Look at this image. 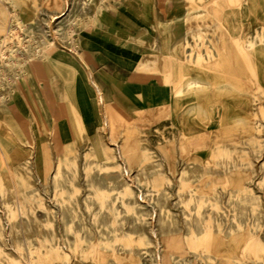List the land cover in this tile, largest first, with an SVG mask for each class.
Listing matches in <instances>:
<instances>
[{
    "label": "bare ground",
    "instance_id": "obj_1",
    "mask_svg": "<svg viewBox=\"0 0 264 264\" xmlns=\"http://www.w3.org/2000/svg\"><path fill=\"white\" fill-rule=\"evenodd\" d=\"M79 2L80 8L77 11L75 10L76 0H63V12L60 16L63 17L62 22H65L66 26L61 32L54 29L58 23L56 15H52L49 21L52 31L50 36L44 32L43 28L34 31L35 38H28V40L13 38V32H10L9 36L13 38V41L12 43L6 41L4 44L9 52L5 49L0 50V68L6 71L5 75L0 69V112H9L12 108L10 104L16 101L21 111L28 117L31 131V134L23 141L13 127L10 129V137L0 134V149L4 157L0 156V200L9 212V221H16L14 224H18L20 231H24L27 250L26 256L23 249L20 250L22 255L20 257H26L23 259L24 263L11 258L12 264H52L54 255L50 254L49 250L45 253L43 251V248L48 249V247L55 251L60 262L65 259L70 264L72 259L79 258L78 248L73 250L60 236H56L54 241L46 237L45 241L48 246L46 247L42 244L40 235L46 231L55 232L58 220L64 219L63 221L66 220V224H69L70 231L76 234L77 240L82 239L76 223L87 221V210L90 211L92 206L87 202V192L83 193L82 190L83 187H87V182H89L88 188L94 191L91 194L92 197L99 200L102 207L107 206L109 198L113 199L116 207L119 201L126 205L127 198L133 196L135 191L134 198L138 202L146 200L150 193H157L158 187L155 183L158 180L157 171L161 172L164 180L177 183L182 188L192 187L194 176H199L201 183L191 193V200L197 203L194 210L200 219L199 225L201 226V229H198L200 226L192 229L191 239L185 238L180 233L183 225L176 220L177 217L175 220L172 219L169 215L171 211L160 206L165 203L149 205L151 217H148L151 221L149 220L148 231L153 236L154 244L152 241L150 245H154L153 256L157 263L184 264L180 260L194 246V239H200L202 250L206 251L210 257V264H233L234 258L242 252L254 249L258 237L246 240L245 235L232 229L230 234L226 233L219 216L227 210L222 206L220 199L216 198L212 185L206 187L203 183L206 179H210L211 183L223 182V187L229 195L239 196L244 184V172L239 170L217 171L218 167L214 164L211 173L203 175L199 169L191 171L187 165L178 167L177 158L182 156L186 159L206 162L211 156H232L238 152L237 145L240 139L252 129L253 125L252 107L254 106L245 96L241 83L244 79L219 80L213 71L192 64L183 47L181 33L174 34L171 32V27L177 22H182V33L186 30L195 31L198 30L199 22L188 16L178 21L175 19V12L170 14L173 22L160 21L156 0H131V7H129L131 11H122L121 14L113 17L108 16L103 10L91 14L87 12V0H79ZM7 4L10 15L15 19L14 7L10 2ZM73 22L75 26L69 28L68 25ZM108 25L114 28L115 35L106 34L110 38V45L106 48L107 52L130 67L135 74L134 77L138 80V82L129 80L133 86L130 91L126 89L120 75L117 84L118 87L131 93L138 101L139 107L134 110L133 114L124 110L118 104L117 99L111 96L108 83L103 80L102 75H97L94 59L92 62L89 59L94 56L91 49L100 46L87 36L85 31H95L100 27L106 29ZM121 28L126 30L124 35L121 34ZM23 30L27 31L26 28ZM59 48L62 49L59 53L63 56L64 62L70 64L69 71L74 74L75 80L65 87H61L59 83L50 85L54 95L53 102L57 103V107L53 110V122L48 126L42 115L41 107H33L35 104L38 105V102L29 105L22 89L24 86L30 89V74L33 72L38 77H44L43 62ZM80 49L85 53L83 54ZM86 54L89 56L86 57ZM5 76L8 82L2 83L1 79ZM149 79H156L158 82L154 85L149 84ZM259 86L264 90V74L259 78ZM153 115L166 117L171 124L170 132L162 133V138L168 141L158 147L160 161L145 160L149 156L152 158L157 156V151L151 147L143 148L139 142V130L154 121ZM82 165L85 186L77 183ZM94 168L102 173V178L104 175L105 179L101 182L95 181L97 178L95 176L94 179L92 178L91 171ZM133 172L138 173L144 185H136L135 191L131 184L134 180ZM33 186L37 189H39L38 186H52L51 200L60 207H57L60 212L41 216L38 214V209L46 208V201L42 199L39 204L25 202L22 192ZM128 209L136 214L134 205L128 206ZM108 210L113 222H119L116 221V215L119 212L116 213L112 208ZM19 215L22 218L21 224ZM223 217L225 220V216ZM196 222L198 223L197 219ZM119 225L117 226H124ZM120 235L115 237V242L124 239L122 232ZM89 236L86 235V237ZM33 237H36L39 246L32 245ZM102 242L103 240L96 237L87 249V257H90L91 261L96 264L102 261V254L99 251ZM126 245L133 248L134 242L128 240ZM0 249L2 250L1 246ZM118 263L137 264L135 257L129 252L125 253ZM0 264L5 263L0 261Z\"/></svg>",
    "mask_w": 264,
    "mask_h": 264
},
{
    "label": "rangeland",
    "instance_id": "obj_2",
    "mask_svg": "<svg viewBox=\"0 0 264 264\" xmlns=\"http://www.w3.org/2000/svg\"><path fill=\"white\" fill-rule=\"evenodd\" d=\"M6 2H10L14 7V10L16 12L15 19H13L10 15L11 12L9 10V7H6L8 5ZM156 2L157 13L160 21L166 23L173 22L174 20L171 19L172 17L170 16V14L172 12H175L176 16H174L178 21L183 17L188 16L192 18V20H196L197 22H199L198 30L195 31L186 30L182 33V22H177L171 27V32H173L174 34L179 35L181 33V41L183 43V47L186 51V55L188 56L189 61L192 64L197 67L213 71L215 73V76H217V79L219 80H225L228 78L244 79V82L242 81L241 83L244 88L245 96L251 100L252 105L254 106L252 107L253 125L252 129L246 132L245 135H243V137L240 139V142L237 145L238 152L232 156H211L206 162H199L194 159H186L185 157L178 156L177 163L178 167L187 165L191 169V171L199 169V171L202 172L203 175H208L209 173H211L214 164L218 167L216 169L217 171L239 170L244 172V184L242 186V192L239 196L229 195V193L223 187V182L211 183L210 179H206L203 184L206 187H210L212 185V189L215 191L216 198L220 199L222 206H224V209L227 210L226 213H223L219 216L221 224L223 225L226 233L230 234L232 229L235 232H241L243 235H245L246 240H251L256 236L258 237L254 249H249L247 252H242L238 257L234 258L233 264H264V90L259 86V78L262 74H264V0H156ZM62 3L63 0H0V29L3 28L2 30H0V50L4 51L5 42L11 41L10 43H12L14 37H18L24 40H28V38L34 39V31H39L37 29L40 28H43L44 32L48 34V36H50L52 31L51 22L49 23V21L52 15H56L55 17H57L56 20L58 23L57 25H55L54 29H56L57 32H61V30L66 26V23L62 22L63 17L60 16L63 12ZM79 3V0H76L77 8L75 7V10L77 11L80 8ZM130 5L131 0H87V12L92 14L103 10L108 16L113 17L115 15L121 14L122 11H131V8H129L131 7ZM7 8L8 10H6ZM88 20L89 16L87 14V21ZM45 22L46 24H44ZM17 24L21 27H19ZM74 26V22L68 25L69 28H72ZM23 28H26L27 31H24ZM104 30L105 35H115V32L113 31L114 28H112L110 25H108V27ZM10 32H13V38L9 36L11 34ZM102 33L103 32L101 31H97L95 32L94 36L98 37L99 40L103 42L105 47H93L91 49V53L94 56L93 58H89L91 61L92 59H94L93 62L95 64V68L97 69V73H101V75L103 76V80L108 83L111 96H114L117 99L118 104L124 110L133 114L134 110L139 107L138 101L131 93L126 92L122 88L118 87L117 84L120 80L119 78L121 77V80H124L126 89L130 91L132 90L133 86L131 85L129 80H134L136 82H138V80L134 77L135 74L130 67L124 65L122 62H120L107 52L106 48L110 45V38L106 36L108 40H104L101 37ZM121 34L124 35L125 33L122 32ZM61 50L62 49L59 48V50H57L43 62L45 72L44 77H38V75L33 72V74H30V89L27 86H24L22 89L23 94L27 96V102L29 105L38 102V105L35 104L33 107H41L42 115L48 126H50L53 122V110L55 109V107H57V103L53 102L54 95L52 89L50 88V85L59 83L61 87H65L66 85H71L75 80L74 74L69 71L71 67L70 64L68 62H64L63 56L59 53V51ZM5 51L7 52L8 49L6 48ZM80 51L83 54L85 53L82 49H80ZM104 62H109L111 65H100ZM112 68H114L112 72L113 74L102 73L105 71H110L112 70ZM0 69H2L3 73L6 75V71L3 68ZM6 78V76L3 77L1 79V82H8V79ZM148 82L149 84L154 85L157 84L158 81L156 79H149ZM10 107L12 108H10L9 112H0V134L4 137H10V129L13 127L16 130L19 138L23 141L31 134L28 117L21 111V108L16 101L11 103ZM170 130L171 124L167 119L157 120L151 122V124L145 126L144 128L141 127V129L139 130L140 145L143 148L151 147L157 151V156H154L153 158L149 156L145 160L150 161L156 159V161H160L161 157L158 147L167 143L168 141V139L162 138V133L168 134ZM147 132L148 135H146ZM0 156L3 157L1 149ZM81 167L82 169L80 170L77 183L79 185L85 186L83 165ZM95 173L98 176L95 175ZM100 173L101 172L97 168H94L91 171L92 178L94 179L95 177H97V180L95 179V181L99 180L98 182H101V180H104L105 177L103 175L102 178V173ZM132 176L135 180H133V183H131L134 191L136 185L144 186L140 181L138 173L133 172ZM156 177L158 178L157 182H155L156 186L158 187L157 193H150V197L148 196L147 198L148 200L146 199L140 202L135 201V191V193L132 194L133 196H129L127 198L126 205L122 204V202L119 201L120 203L118 202V206L116 207L112 201L113 199L110 200V198L107 200L108 207H102L100 201L92 197L91 194L94 191H92L91 188H88L89 182H87V187H83L82 190L83 193L87 192V202L92 205L90 207V211L89 209L87 210V216L89 218H86L87 221L85 223L82 221H77L76 223V226L80 229L78 231L80 232L79 234L82 239L77 240L76 234L70 231L69 224H66V220L63 221V219L61 221L58 220L57 226H55V232L46 231L43 232L45 234L42 233L40 235L42 244L48 247L45 241L46 237L54 241L56 239V236H60L73 250H76L77 248L79 250V258H76L74 260L72 259V262L70 264H96L91 261L90 257H87V249H89L91 242L97 237V239L103 240L102 244L99 247V251L102 254V261L98 264H119L118 260L121 259L127 252L135 257L137 264H158L156 258L153 256V236H151L148 231L150 226L149 222L151 221V211L149 205L156 203V205H160L162 203H165L160 206L162 208L166 207L171 211V214L169 213V215L172 219L175 220V218L177 217L176 220H178V222L180 221V223L183 225L181 226L182 228H180L181 231L179 230L180 233H182L185 238L191 239L192 229L194 227L198 228L200 226V219H198L199 217L198 215H196V210H194L197 207V203L191 200V193L192 190L199 187L201 183L199 181V176H194L192 178V187L182 188L177 185V183L164 180L162 178L161 172L159 171H157ZM38 188L39 189H37L36 186H33L29 189H25L22 192L24 201L27 203L34 202L36 204H39L42 199L46 201L47 207L38 209V214L41 216L51 214L52 212H60V210L58 209L60 207L53 200H51V197L53 195V187L38 186ZM163 193L165 195H163ZM170 193H172V195ZM161 195H163V197ZM169 197L171 199H169ZM161 198L164 202L161 200ZM0 203V243L2 244H0V246L2 247V250L0 249V261L4 262L5 264H12L10 259L14 258L16 261H21L22 263H24L25 261L23 259L26 258L25 256L27 252L25 248L26 240L24 231H20L18 229V224H16L17 226L14 224L16 221H9V212L2 200H0ZM9 203L12 204V202ZM167 203L169 204L167 205ZM130 204L134 205L137 209H135L136 214L129 211L128 206H131ZM191 205L193 209L191 208ZM109 208L115 210L116 213L119 212L116 215V221H119L117 222L118 224L113 222L110 211L108 210ZM53 209H57L58 211H54ZM175 212L177 213V215ZM106 213H108L109 215ZM172 213L175 214L172 215ZM146 214L148 215L146 216ZM194 215L196 217H194ZM223 216H225V220H223ZM108 217L109 219H107ZM191 217L195 220V222L197 219L198 223H195ZM117 218H119V220ZM129 218H131L130 221ZM188 219H190L192 222ZM6 220H8V222ZM106 220L108 223L106 222ZM90 221L92 222L90 223ZM19 222L20 224L22 223V218L20 215ZM120 222L124 226L118 227L117 225H119ZM5 223L7 224L5 225ZM92 224L94 225V227ZM137 224L140 226H138ZM145 225H147V227ZM119 228L121 229V231H119ZM115 229H117V231ZM198 229H201V226ZM92 230L94 231L92 232ZM145 230H147V232ZM121 232L124 236V239L120 242H115V237L121 236ZM86 235L90 236L86 237ZM200 235L201 234L199 233V237ZM32 240V245L34 247L39 246L36 237H33ZM128 240H132L134 242L133 248H130L126 245V242H128ZM194 240V246L189 249V253L185 255V257L180 261L184 262V264H210V257L206 251L202 250V243L200 239ZM151 242L153 243V246L150 245ZM10 247L14 248V250ZM21 248L25 253V258L20 257V250H22ZM46 249L47 248H43L44 253L49 250L48 252L54 255L52 257L54 260L52 264H69L65 259L60 262L56 256L55 251H53L50 247H48L47 250ZM149 249H151V251ZM201 256H204L205 258ZM214 261H212V263H214Z\"/></svg>",
    "mask_w": 264,
    "mask_h": 264
},
{
    "label": "crops",
    "instance_id": "obj_3",
    "mask_svg": "<svg viewBox=\"0 0 264 264\" xmlns=\"http://www.w3.org/2000/svg\"><path fill=\"white\" fill-rule=\"evenodd\" d=\"M105 28L104 27H100V28H97L95 31H85V33H86V35L87 36H89L91 39H93L94 41H96V43L98 44V46H100V47H105V45L103 44V42H101L100 40H99V38L98 37H96V36H94V34H95V32H97V31H101V32H103L102 34H101V37L104 39V40H108V38L106 37V35H105V30H104ZM120 31H121V33L122 32H126V30L125 29H123V28H121L120 29ZM108 47V46H107ZM86 57H87V54H86ZM90 59V58H89ZM91 61V60H90ZM92 62V61H91ZM104 64H110L109 62H104V63H101L100 65H104ZM111 65V64H110ZM113 70H114V68H112V70H110V71H105V72H102L103 74H108V73H111V74H113L112 72H113ZM97 75L99 76V75H101L100 73H97ZM108 89H109V85H108ZM153 117H154V121H157V120H166V117H159V115L158 116H156V115H153ZM154 121H152V122H154Z\"/></svg>",
    "mask_w": 264,
    "mask_h": 264
}]
</instances>
